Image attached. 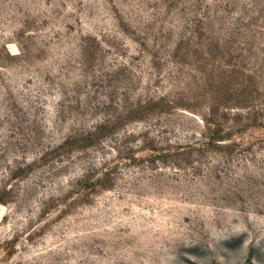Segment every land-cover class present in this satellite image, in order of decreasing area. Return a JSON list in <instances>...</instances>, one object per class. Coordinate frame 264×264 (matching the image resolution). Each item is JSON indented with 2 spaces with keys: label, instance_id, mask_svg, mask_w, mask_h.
I'll return each mask as SVG.
<instances>
[{
  "label": "rangeland",
  "instance_id": "374dc122",
  "mask_svg": "<svg viewBox=\"0 0 264 264\" xmlns=\"http://www.w3.org/2000/svg\"><path fill=\"white\" fill-rule=\"evenodd\" d=\"M0 264H264V0H0Z\"/></svg>",
  "mask_w": 264,
  "mask_h": 264
}]
</instances>
